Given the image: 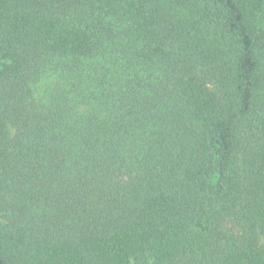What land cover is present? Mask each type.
<instances>
[{
  "label": "trees",
  "instance_id": "1",
  "mask_svg": "<svg viewBox=\"0 0 264 264\" xmlns=\"http://www.w3.org/2000/svg\"><path fill=\"white\" fill-rule=\"evenodd\" d=\"M0 264H264V0H0Z\"/></svg>",
  "mask_w": 264,
  "mask_h": 264
}]
</instances>
